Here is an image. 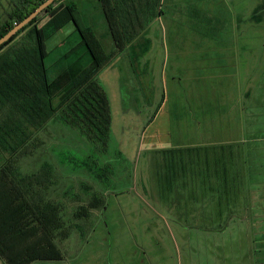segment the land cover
Segmentation results:
<instances>
[{
    "label": "rangeland",
    "instance_id": "1",
    "mask_svg": "<svg viewBox=\"0 0 264 264\" xmlns=\"http://www.w3.org/2000/svg\"><path fill=\"white\" fill-rule=\"evenodd\" d=\"M11 7L0 0V23ZM59 8L38 20L41 41ZM153 15L97 77L111 118L105 152L54 122L40 133L37 154L19 164L22 173L36 171L42 159L54 164L49 199L63 205L71 231L57 240L62 260L33 264H264V0H159ZM101 17L90 19L105 36ZM78 39L71 23L47 39L48 80ZM210 144L225 146L231 163L234 146L246 164L242 178L251 179L246 198L237 195L223 214L202 200L204 170L200 202L193 184L172 181L193 176L174 162L186 167L187 156ZM96 192L104 208L78 220L77 208Z\"/></svg>",
    "mask_w": 264,
    "mask_h": 264
},
{
    "label": "trees",
    "instance_id": "2",
    "mask_svg": "<svg viewBox=\"0 0 264 264\" xmlns=\"http://www.w3.org/2000/svg\"><path fill=\"white\" fill-rule=\"evenodd\" d=\"M44 1L11 0V10L5 22L0 23V38ZM81 2L55 1L0 47V264L63 259L57 240L66 239L71 231L66 228L63 205L48 195L58 172L47 159H42L31 173H22L19 164L37 154L44 145L40 133L54 122L75 129L93 145L95 152H105L111 118L108 100L97 77L113 58L139 39L159 4V0ZM55 5L60 8L49 20L52 32L41 41L38 20ZM96 12L102 16L105 36H100V26L90 19ZM68 23L73 25L79 39L63 54L66 66L48 80L46 41ZM20 36L23 42H16ZM106 41L113 46L110 51H106ZM84 57L88 58L87 64L83 63ZM194 151L193 148L187 153ZM205 156L207 160V147L187 156L191 162L186 167L185 162L181 167L174 162L177 172L188 169L189 176L192 172L193 176H201L199 170H204L208 174ZM60 161L59 166H65ZM233 161L234 178L242 176L246 164L240 162L239 152L234 148ZM83 167L88 169V164L83 162ZM80 188L91 189L82 183ZM104 206L102 196L96 192L86 206L77 208L74 216L78 220L87 219L90 211ZM219 212L222 214L220 209ZM75 231L84 238L85 231L79 226Z\"/></svg>",
    "mask_w": 264,
    "mask_h": 264
},
{
    "label": "crops",
    "instance_id": "3",
    "mask_svg": "<svg viewBox=\"0 0 264 264\" xmlns=\"http://www.w3.org/2000/svg\"><path fill=\"white\" fill-rule=\"evenodd\" d=\"M218 146H219L218 150L216 149L215 144H210L209 146H207L208 156H207V160L205 156V161L208 162L207 168L209 172L208 173L209 177L207 179V184H206L207 193L202 194L203 196L202 200H205L207 196L210 201L211 208H213L214 211L220 209L223 214L225 213V211L227 212L229 208H232L231 204L233 200L237 198V195H240V197H242L241 200L246 198V195L248 193L247 186L251 179L242 178V176L234 178L233 176L234 165L228 160L229 157H227L226 147L222 145H218ZM232 147L236 149L234 146ZM198 157L200 158V155ZM201 180H202L201 177L198 175V176L187 177V179H184V177L183 178L176 177L172 181H178L180 184L184 182L187 185L193 184L194 187L193 199H196L197 201L200 202L201 192H199L198 187L201 185L200 184ZM236 186H241L240 191L239 188H236ZM218 202H224V203L219 205ZM245 208H246V204H245ZM245 208H244V212L246 210ZM200 209L201 207L200 204L198 203V206L195 209H193L192 213L194 215L199 214Z\"/></svg>",
    "mask_w": 264,
    "mask_h": 264
},
{
    "label": "water",
    "instance_id": "4",
    "mask_svg": "<svg viewBox=\"0 0 264 264\" xmlns=\"http://www.w3.org/2000/svg\"><path fill=\"white\" fill-rule=\"evenodd\" d=\"M55 1L57 0H45L38 7H36L28 16H26L21 22L14 25L12 29H10L0 38V47L5 42L10 40L19 30L25 27L29 22L38 17L46 8H48Z\"/></svg>",
    "mask_w": 264,
    "mask_h": 264
}]
</instances>
